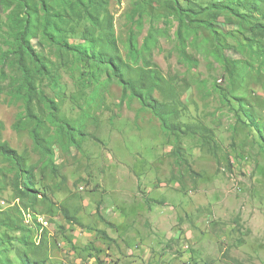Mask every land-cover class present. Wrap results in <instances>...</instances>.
I'll return each instance as SVG.
<instances>
[{"label": "rangeland", "instance_id": "obj_1", "mask_svg": "<svg viewBox=\"0 0 264 264\" xmlns=\"http://www.w3.org/2000/svg\"><path fill=\"white\" fill-rule=\"evenodd\" d=\"M22 1L0 0V70L8 85L16 73L6 60L15 18L35 7L30 45L55 79L53 86L37 78L36 86L80 147H68L46 122L56 171L42 172L30 124L19 123L22 101L9 89L0 95L1 141L35 167L38 193L17 198L15 169L0 158V264H21L23 251L46 264H264V40L250 30L264 26V0H206L209 11L199 0H177L193 9L183 45L173 0H98L91 8L101 22L92 35L96 53L114 55L104 45L110 27L124 77L137 81L148 69L162 77L154 98L174 110L171 122L191 131L180 139L185 164L159 121L136 99H123L109 73L42 37L45 5L63 18L68 45L90 53L92 40L82 37L87 17L77 6L71 13L74 0ZM213 14L209 30L200 23ZM131 34L141 51L136 62ZM222 58L237 63L229 65L235 73Z\"/></svg>", "mask_w": 264, "mask_h": 264}, {"label": "trees", "instance_id": "obj_2", "mask_svg": "<svg viewBox=\"0 0 264 264\" xmlns=\"http://www.w3.org/2000/svg\"><path fill=\"white\" fill-rule=\"evenodd\" d=\"M20 1V0H19ZM197 4L203 11H209L213 4L212 2L206 0H199ZM26 4V0H23ZM68 2H70L68 0ZM85 2V4H84ZM187 2H190L188 0ZM192 2V1H191ZM209 2L208 4H206ZM98 0H74V3L71 6V13L75 14L74 7L77 6L80 15H85L87 17V22L89 25H84L83 27V40L90 39L91 50L90 53L83 47V44L70 46L65 40L62 33L64 30L61 27L63 23V18L58 14L51 11L45 5L43 6V17L42 23H40L41 35L47 40L50 44H55L58 46V49L65 50L66 52L72 53L76 58L82 61H93L97 65L101 66V69L109 73L112 78L121 86L122 88V98L124 99L127 95L131 99H136L140 106L141 110L149 111L151 114L159 121L161 130L169 137L173 138V155L176 157V160L179 163H184L185 160L182 157L181 149V137L187 136L191 131L188 127L182 129L180 124H175L170 121V116L173 114V111L167 109L166 105L159 102L154 98V92L160 91L162 88V77L156 71L150 69L143 70L141 77L135 81L126 78L122 74L121 70V60L118 57L115 48V40L113 33L110 27H106L103 31L105 35L104 45L109 49L112 48L113 54H106L103 51L95 52V39H93V32L100 28L101 22L98 16L92 13L91 8L96 10ZM196 5V6H197ZM203 5H210L206 9ZM84 6V7H83ZM171 9L177 13L179 21V30L178 38L179 41H184L183 33L188 32L190 29H193V24L191 21L185 20L189 15H193V9L191 6L182 8L177 0H173V7ZM26 14L15 18V25L17 31L15 33V45L6 57L8 64L12 69L16 71L15 75L10 78V83L6 85V80L9 79V76L0 70V95L9 89V94L14 100L22 101L24 107V114L21 117L19 123L28 122L30 124L29 135L33 141L36 151L40 155V165L42 172L49 170L50 172H55L56 167L54 165V138L50 136H44L43 132L46 128L45 123L48 122L52 126H56L58 135L61 141H66L68 147H80L78 143L74 141V132L75 129L71 128L67 121L61 120L58 121L55 115V103L52 100H49L45 96L41 95L36 86V79H47L51 85H55V79L52 71L48 69L45 63L41 60L40 56L34 51L30 45V40L34 36V26L33 18L35 15L36 8L33 6L25 5ZM93 11V12H94ZM202 12V11H201ZM197 14V13H195ZM194 14V15H195ZM217 14L211 15V17L200 23L203 27L213 30V22L216 21ZM195 26V25H194ZM254 37H259L264 40V26L256 25L254 29H250ZM183 31V33H182ZM147 37L145 41V49L147 50ZM129 53L132 59L137 61V58L140 56L141 51L137 50L135 37L131 34L129 36ZM222 62L226 66L227 73H235L229 65L235 67L236 62L229 61L225 58H222ZM126 68V67H125ZM42 105L45 109H48V114L46 120H43L38 113H36L37 106ZM242 112L246 115V111L243 108L244 106L240 104ZM3 128L2 123L0 122V133ZM15 130L21 129L17 124L14 126ZM79 134V133H78ZM0 158L9 162L15 169V184L14 191L21 201L25 198L28 200H36L38 193L34 190V171L35 167L27 166L25 155H19L16 151L11 149L6 143L1 141L0 136ZM28 208V206L26 207ZM65 217H68V213L65 212ZM68 219V218H67ZM23 233L27 232L26 229H19ZM1 243V242H0ZM21 246L26 247L27 240L25 237L20 239ZM21 264H46L42 260L31 259L24 251L22 254L18 255Z\"/></svg>", "mask_w": 264, "mask_h": 264}]
</instances>
